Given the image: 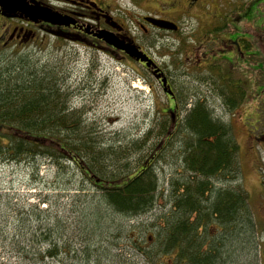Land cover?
<instances>
[{
	"label": "rangeland",
	"instance_id": "rangeland-1",
	"mask_svg": "<svg viewBox=\"0 0 264 264\" xmlns=\"http://www.w3.org/2000/svg\"><path fill=\"white\" fill-rule=\"evenodd\" d=\"M46 1L61 8L77 9L72 1ZM95 1L107 7L121 24L126 23L129 29L134 30L142 38L141 42L150 43L148 46L155 50L156 61L170 74L179 99L190 102L186 107L180 104L182 118L190 104L200 99L213 111L214 118L218 116L229 124L238 141L240 173L233 179L229 178L232 181L213 178L212 184L231 189L235 183L242 184L251 204L248 208L251 216L246 213L245 217L240 211L227 228H220L221 234L212 227L208 236L221 241L217 244L221 255L217 264H264V168L255 170L252 165L254 154L249 150L243 119L246 107L242 106L237 115H233L217 94L221 93L222 85L212 86L214 84L211 83L208 88L203 83L215 81L214 75L221 73L231 82L233 78V84H236L235 74L228 73L231 67L226 57L237 49L244 51L243 56L249 54L245 40L254 30L264 34V17L258 13L254 24L242 22L244 27L241 29L235 18H244L249 8L259 4L251 0L243 5L241 0H210L202 12L190 9L193 12L189 16L174 13L173 17L181 23L180 31H154L150 28L145 33L137 25V20L144 15L169 18V0ZM181 1L176 0L175 7L181 6ZM260 7L264 9V0ZM7 17L0 16V21H11ZM17 22L20 21L14 20ZM29 27L35 31L33 37L29 36L21 44L13 42L0 51V68L8 57L22 58L33 68L53 71L59 79L57 87L67 91L64 99L69 111L81 113L82 123L78 130L86 138L92 132L96 145L106 149L105 161L120 158L118 153L121 149L117 147L138 141L145 145L136 152L130 150V159L134 162L148 155L150 145L152 148L157 142L148 130L153 125L157 126L162 115L169 114L170 107L169 97L156 78L129 56H112L100 47L78 41V38L60 39L39 26ZM204 35L206 45L203 49L211 51L212 48L208 47L215 46L213 40L217 38L226 44L218 52L212 54L208 51L202 56L208 62H217L214 70L204 68L205 61L197 64L194 61L196 56L191 52V47L198 51ZM260 47L264 50V44ZM185 136L186 132H177L172 145L155 160L154 170L161 193L153 209L135 217L116 212L106 204L99 188L90 183L74 163L66 162L59 169L42 156L20 162L0 158V264H173L171 255L163 257L166 261H153L145 250L144 254L141 252V248L150 245L145 242L147 237L164 228L162 216L172 208L170 180L189 177L182 167L179 147L181 139L190 138ZM110 152L117 154L111 156L113 153L109 155ZM260 154L264 162V150ZM94 208H98L100 215L95 225L92 223ZM50 229L55 231H48ZM132 232L138 239L137 243L131 239ZM43 236L62 247L58 257L39 259L38 253L45 252L48 245ZM69 243L74 252L69 251ZM17 245L21 251H34L37 259H25L16 252ZM87 253L92 254L85 260Z\"/></svg>",
	"mask_w": 264,
	"mask_h": 264
},
{
	"label": "trees",
	"instance_id": "trees-1",
	"mask_svg": "<svg viewBox=\"0 0 264 264\" xmlns=\"http://www.w3.org/2000/svg\"><path fill=\"white\" fill-rule=\"evenodd\" d=\"M41 29L60 39H74L73 35L59 33L53 28ZM5 48L0 46V51ZM3 62L0 68V158L20 162L42 156L59 169L66 162L74 163L83 176L99 188L104 202L116 212L135 217L155 207L161 192L158 191L160 185L154 162L162 157L164 149L172 145L177 132H186L184 138H190L181 139L179 147L182 167L189 177L170 180L172 195L169 201L172 208L162 216L164 228L156 235L152 234L153 238L147 237L145 242L150 244L147 246L150 250L142 247L141 252L145 250L147 257L153 261H166L163 257L171 255L173 264H217L221 257L217 244L221 241L208 236L210 229L215 227L221 234L220 228H227L240 211L245 217L246 213L251 216L248 211L251 204L242 184L235 183L232 189L212 184L214 179L232 181L229 178L233 179L240 173L239 146L229 124L218 116L214 118L213 111L204 100L192 102L183 118L179 112H172L174 107L168 109V115H162L157 126L153 125L148 130L157 140L152 148L150 145L149 157L146 155L134 162L130 159V150L136 152L145 145L138 141L117 147L121 149L118 153L120 158L106 160L107 164L104 158L106 149L96 145L92 132L86 138L78 130L82 123L81 113L69 111L64 99L67 91L57 87L59 79L53 71L33 68L22 58L6 57ZM210 68L214 70L213 65ZM40 73L41 76L38 75ZM214 76L215 81L203 83L208 88L211 83L214 84L212 86L222 85L221 93L217 94L230 108L231 81L221 73ZM189 103L187 99L180 102L184 107ZM131 163L135 165L131 166ZM211 198L213 200L208 202ZM93 210L92 223L95 225L100 215L98 208ZM132 234L131 239L137 243L136 235ZM42 238L48 245L45 252L38 253L39 259L58 257L62 247L45 236ZM16 249L25 259H37L34 251H21L19 245ZM69 251L74 252L70 243ZM91 254L87 253L84 259Z\"/></svg>",
	"mask_w": 264,
	"mask_h": 264
},
{
	"label": "flooded vegetation",
	"instance_id": "flooded-vegetation-1",
	"mask_svg": "<svg viewBox=\"0 0 264 264\" xmlns=\"http://www.w3.org/2000/svg\"><path fill=\"white\" fill-rule=\"evenodd\" d=\"M29 3L44 5L45 7H52L55 10H59L63 14H69L76 21L75 24L70 26L65 25H54L49 22H34L26 17L20 16H8L1 12L2 7L0 6V16L7 17L11 21L5 19L0 21V46L8 47L13 42L24 43L29 36H34L35 31L30 29V26H39L40 28H53L58 30L59 33H64L65 35H73L74 38L86 42L88 45L93 47H100L103 51L109 55H116L119 57H128V54L121 49L116 48L115 46L107 43L103 38H100L96 35L100 30H108L114 32L120 38H126L133 41L139 46V49L146 53L150 58L155 59V50L153 51L148 45L150 43L141 42L142 38L136 35L134 30L128 28L127 24H121L116 18L115 15L111 14V11L107 7L99 4L95 0H64L65 2H74L76 8H61L54 6L51 3H48L46 0H26ZM176 0H169V18H164L158 15H153L156 17L168 19L177 23L178 30L182 29L181 23L178 22L174 17V13L189 16L191 14L190 9L202 10L206 7L207 3L210 0H182L181 6L175 7ZM247 0H241L242 5L246 3ZM256 2L259 5H254L249 8L246 12L244 18L236 17L235 20L239 23L237 26L241 29L243 24L242 22L248 24H254L257 21L258 13L264 17L263 8L260 7V4L263 0H251ZM80 10V11H79ZM148 15L141 16L137 20V25L145 33L149 32V29L152 28L154 31H168L167 29L160 28L148 22L145 17ZM14 20L20 21L19 23H14ZM86 20H90L91 23H88ZM8 22V23H7ZM24 23V24H23ZM87 26L89 32H87ZM248 26V25H246ZM136 28V26H135ZM206 30V29H205ZM171 30H169L170 32ZM10 32L9 34H7ZM252 35L250 38L245 40L246 47L249 51L248 55H244L243 50L237 49L235 53H229L226 57V60H229L231 69L228 70V73L231 72L237 77L236 84H233V78L230 85V99L231 107L229 108L233 115H237L242 106L246 107V114L244 116V125L247 130L249 138V150L254 154V163H252L255 170L263 169L264 162H262V155L260 151L264 150V50L260 47L261 44H264V34L259 31H251ZM206 33V31H205ZM204 33V34H205ZM205 37L200 43L198 51L191 47L192 54L194 53L195 62L201 64L202 61L204 68H210V66H216V63L208 62L207 59L202 58L205 53L209 50L203 49L206 45ZM158 40V39H157ZM238 39H235L237 41ZM216 45L208 48H212L210 53H216L220 50V47H225L226 44L220 39L213 40ZM234 43V42H233ZM218 44V45H217ZM231 49V47H229ZM170 54L169 56H171ZM191 56H188L187 59H190ZM198 59V60H197ZM137 61V60H136ZM156 61V59H155ZM157 62V61H156ZM142 67L149 71L152 75L154 73L155 67L151 65L148 67L145 62L137 61ZM158 66L165 72L162 64L157 62ZM260 73V75H256ZM263 77V78H262ZM168 78V88L173 91V96L167 94L169 97V106L174 107L175 111H172L174 114L180 112V102L179 95L175 90V87L172 84L170 74L167 75ZM160 85H162L161 80L156 79ZM231 81V80H230ZM221 84V83H220ZM163 87V85H162ZM233 105V106H232ZM169 107V108H170ZM263 194V193H262Z\"/></svg>",
	"mask_w": 264,
	"mask_h": 264
},
{
	"label": "water",
	"instance_id": "water-1",
	"mask_svg": "<svg viewBox=\"0 0 264 264\" xmlns=\"http://www.w3.org/2000/svg\"><path fill=\"white\" fill-rule=\"evenodd\" d=\"M0 6L2 7L1 12L7 16L26 17L34 22L45 21L54 25L70 26L71 24H75L76 21L69 14H63L59 10L45 7L44 5L29 3L26 0H0ZM145 19L160 28L172 30L178 29V25L175 22L167 19L154 16H146ZM87 32H89L88 26ZM96 35L103 38L107 43L116 48L124 50L135 60L145 62L148 67L153 65L155 67L154 74L158 79H161L164 91L173 95V91L168 88V78L165 73L153 58H150L146 53L139 49L137 44L126 38H120L114 32L108 30H100Z\"/></svg>",
	"mask_w": 264,
	"mask_h": 264
},
{
	"label": "bare ground",
	"instance_id": "bare-ground-1",
	"mask_svg": "<svg viewBox=\"0 0 264 264\" xmlns=\"http://www.w3.org/2000/svg\"><path fill=\"white\" fill-rule=\"evenodd\" d=\"M167 76V75H166Z\"/></svg>",
	"mask_w": 264,
	"mask_h": 264
}]
</instances>
